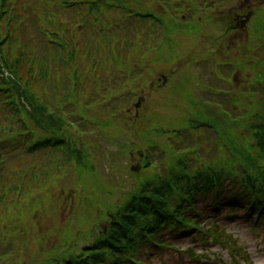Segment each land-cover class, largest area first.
<instances>
[{
    "label": "rangeland",
    "instance_id": "rangeland-1",
    "mask_svg": "<svg viewBox=\"0 0 264 264\" xmlns=\"http://www.w3.org/2000/svg\"><path fill=\"white\" fill-rule=\"evenodd\" d=\"M254 0H245L247 2V6L251 4V2ZM9 3L11 4H16V2L10 1ZM149 4V6H148ZM146 5V10L151 12L152 14L154 13V10L152 9V3L149 2ZM242 4V3H241ZM117 5V4H116ZM143 3L140 5H134V4H124L122 7L124 9H130L133 8L135 9L137 6L142 7ZM1 7V6H0ZM119 7V6H117ZM156 7V6H155ZM230 15L231 18L234 15V8L233 4L231 3L230 6ZM88 10H90V7H88ZM105 13H107L108 18L113 21H120L123 20L122 17L124 16V13L122 12V9L117 8V9H103ZM160 13L162 12L161 10H158ZM228 12V11H226ZM140 13H142L140 11ZM157 13V11H156ZM155 13V14H156ZM158 14V13H157ZM263 13L258 12L256 18L254 21L251 23V27L249 26L247 31H243V33L237 32L238 30L231 31V35H229L228 42L225 43L224 40H222L223 43L220 47L219 45L216 44L219 43L220 41V35L222 32L226 31L225 26H227V23L230 22V20L224 21L223 23L215 22V26L218 27L216 33V36L212 35L211 39L206 40V43H204V40L202 38H206L208 35V32L211 33L212 28L214 26H211V28L208 29V22H204V25L197 24V22H194L196 25H199L198 27L194 24H187V25H182L181 22L179 21L178 23H175L177 27H175L174 24H172L171 27H169L170 31H168V35L165 37H162L161 40L158 41L157 43V48L160 45H166L165 50L170 52V57L169 61L165 60V57H160V54L156 56L158 63L156 64L157 68L155 69L158 76L160 74H163L165 76L170 77V81L167 89L164 90L166 91V94L170 95L172 97V101L168 102L171 103V106L174 107L173 112H168L166 110H163V105L166 102L165 97H160V100L158 103L154 101V105L152 108L155 110L148 113L147 115H142L140 114L139 120H134V117L136 116L135 111L131 115V119H129V124H128V130L130 125H137L141 126L144 128L145 126H148L149 128V134L147 133V129H144V133H147L148 140L146 141L147 145L152 144L151 138H155L153 141L154 147L153 150H155V161L159 164V172L153 173V169H151L150 165L146 166V170L144 169L142 174H135V175H130L129 171L127 170V165L129 163V159H125L124 157H120L121 161L118 160L117 163L114 164V166H119L122 164L120 167V170L123 171L125 174V181L120 180V178L117 176L115 173V170H110L108 167H106L104 164H100L96 162L94 164V161H96L95 157H92V159L88 160V157L83 159V164L81 168L85 167L88 172L87 173H81L80 177V192L82 193L84 197H92L91 191L92 189H98V192L100 194L96 195L95 199H92L89 204L86 206L85 210V215L89 218V221L91 220L92 223H90L91 228L90 230H86L84 227V223L80 218H85V217H79L78 211L81 209L80 206L72 204V200L66 201L64 204L61 202L60 204L54 205L52 207L51 211V216H53V221L56 227L60 226L61 227V232L62 234L64 233V236L66 237L65 239L62 240L58 238L57 242L55 241V246H53V238L49 242L47 247H44L43 249L45 250L46 254L45 256L42 255L41 258L44 257L46 259L45 264H63V259L65 261L69 259L70 256H75L76 258L80 259L83 255L84 257H87L86 255L89 251H85L87 246H91V241L95 238V236H103V232H107L110 227H113V229L117 228L118 224V218L120 212H122V209L130 203L132 200V197L134 195H142L143 192H145V186L146 183L150 182L148 178L145 176L149 177L150 179H155L158 178L160 179L159 174H162V176L169 175L172 176L173 173H170L168 170L170 169V166H174L172 171H177L179 172V164L175 163L174 161L170 159L168 149L166 146L167 145V140L169 139L170 136H164L161 138L160 135H154L151 136L153 133V129L158 128L160 132H162V129L164 128L169 134L172 133V130L176 131L177 134L183 132V126L185 125H194L196 121L204 122V121H212L214 124L218 120L223 124L224 131H219V133L222 134V136H217V134H214V132H204V129L200 132L194 130L193 132H185L181 138L183 139H178L176 146H178L179 150L178 155L182 153V151L187 150L184 152V156L192 159V157H195V154L192 152L195 150H200V154L203 155L198 156L195 158L200 159L202 163L210 162L217 163L218 166L221 165V162H223V159H227L229 156V150L231 152V149L235 151L237 156L242 157V152L244 151V148H246L248 151H252V146L254 145L255 147V142L253 138V132L249 130L247 132L245 129H242L240 126L237 127H229L227 120H230L228 117H224L223 114L217 112V111H212L208 108L202 109L203 106H201L198 102V96L200 95H205V91H202L200 87L194 86V84L198 83L201 84L200 80H203V82L209 83L211 80L214 79L212 75L213 68L214 66L208 65L204 60L198 59V55L201 54H206L209 55L210 58L214 57L217 58L220 63H223L224 61H231L235 62L236 66H229V67H223L222 68V75L218 78L216 82H214V86H217L222 89H227V90H236V85H239V87H245V86H250L251 83V78H253L257 73L258 70L260 69L258 65H255L258 63L257 61H252L249 56H246V53H249V55L252 56H257L260 57V60L264 58V25L262 24L263 21ZM198 17L194 21H198ZM213 21V20H211ZM210 21V23H211ZM64 22V21H63ZM139 25L140 22L135 21ZM143 23V21H141ZM182 27H179V26ZM221 25V28H219ZM167 26V24H166ZM143 26H138L139 29H142ZM179 28H182L180 32L182 33V36H178L179 32H176L175 30ZM159 28L158 32H160L161 29H163L162 25ZM172 29V30H171ZM137 31V29H135ZM134 30V32H135ZM132 34V33H131ZM165 34V32H164ZM12 35V33H11ZM121 38H125V36L119 35ZM143 35L138 37H132L130 41H135L138 39H143ZM201 40V43L198 44L197 42ZM10 45L15 49L16 46H13L12 43L7 41L5 44V49L9 48ZM223 47H226L225 49H222ZM261 46V48H260ZM214 48L213 51L209 54L206 53V51L210 50L211 48ZM193 49H198L197 54H193L192 51ZM247 50V51H246ZM222 51V52H221ZM132 52V51H131ZM168 52V53H169ZM248 55V54H247ZM16 58L20 60L22 64H26L25 58H22L19 56V51L16 52ZM167 57V56H166ZM250 61V65L252 67L250 73L245 72V67L246 64ZM255 63V64H254ZM186 64V65H185ZM191 65V67L189 66ZM199 70V72L202 71L200 76V80H197L196 73L194 68ZM29 70L30 74L34 77V81L41 83L43 72L42 70L38 71L32 66L31 63H29ZM49 68L47 66H44L45 71L48 74V78L43 76L45 79L47 78V90L46 94L51 100V104L53 105L55 103V98H53V92L55 90V83H56V78L53 76L54 71L57 72L58 68H60V72L66 69L65 65H57L55 64V61L52 62L50 65L49 61ZM169 67L167 70H165ZM183 70L182 74H175L172 77V70ZM214 72L216 76H218V72L216 69H214ZM160 73V74H159ZM170 75V76H169ZM20 76H22L20 74ZM24 77V76H23ZM250 77V78H248ZM158 78V77H157ZM261 79V78H260ZM197 80V81H196ZM193 83V84H192ZM192 84V88H188ZM257 84V83H256ZM256 84H253L255 86ZM36 92H37V87ZM63 89V87H61ZM180 88V89H178ZM39 90V92H42ZM190 90V91H189ZM163 91V92H164ZM188 91L190 94L188 95ZM237 91V90H236ZM208 98L211 97L210 94H206ZM177 96H180L181 98H178ZM259 96L256 98L258 99ZM34 101L35 98L31 96V98ZM227 100V95L225 96H220L219 95V101H222L224 103H228ZM237 105H241L244 107L246 105L247 108H251L252 106V101L246 100V102L241 103L239 101H236ZM63 105V104H61ZM207 107V106H205ZM212 109V108H211ZM255 110H261L260 109H255ZM52 112V111H51ZM231 122V121H229ZM145 124V126H144ZM226 127H225V125ZM75 132V131H74ZM250 133V135H249ZM176 135V134H174ZM224 135V136H223ZM217 137L216 141H219L220 144L225 145V147H228L229 150H220V149H215L214 147H209L207 145L210 140H214ZM226 138L232 139L230 142L234 145L231 146L229 144H225L223 140H226ZM185 139V140H184ZM223 139V140H222ZM133 140L128 141L126 139V145L130 144ZM195 142H199L200 145L195 144ZM237 144V148L235 147ZM140 146V145H139ZM138 146V147H139ZM203 147V150L201 149ZM191 149V150H188ZM206 149L213 150L212 151V156L209 158L204 154ZM116 150V149H115ZM243 150V151H242ZM114 151V150H112ZM204 151V152H203ZM113 153H117V150ZM174 156L177 155L176 152H173ZM140 154V153H139ZM141 155V154H140ZM257 157V156H256ZM255 156L252 158L255 160ZM56 160H57V154L49 160H44L42 162H36V165L34 167H29L26 169H23L22 172H18L15 176H10L7 180V184L13 186V191L9 192V197L11 201H9V206L8 208L5 206V201H0V236H2V229H9L11 227V223L15 221V217H17L18 222L16 224L22 223L24 224V221L26 220L25 224H28L32 217H30V214L33 216L32 212L33 209L35 210V204L33 203L37 195L49 197L48 199H55V196L57 194L60 195L62 193L61 189L64 187H71V180L67 177L65 180L61 177L63 174L60 169L64 168L66 169L67 165H58L57 168L55 167L56 165ZM192 160L191 163H195ZM90 161V164H89ZM143 161L140 162V164ZM178 162V161H176ZM263 163L262 161H260ZM190 163V164H191ZM224 163V162H223ZM208 164V163H206ZM204 164V165H206ZM208 164V165H210ZM90 165L96 167H100L99 169L96 168V172L90 168ZM198 166V165H197ZM103 167V168H102ZM54 169V170H53ZM114 169V168H113ZM164 172V173H162ZM167 172V173H166ZM177 174V173H176ZM175 174V175H176ZM155 176V178H153ZM118 177V179H117ZM3 180V179H2ZM123 181L126 183L125 187H118L120 184V181ZM165 180V179H164ZM160 179V181H164ZM24 181V186L25 187L22 191L21 194H19L17 197L13 196L15 191L19 187H22L21 184H23ZM159 183V182H158ZM94 186V187H93ZM83 189L88 190L89 194L85 193L82 191ZM137 189V191H136ZM140 190V191H139ZM17 200V202L15 201ZM131 200V201H130ZM76 201V199L74 200ZM84 201V198H81L80 203ZM18 204V206H17ZM137 204V203H136ZM96 205V218L98 219L95 221L93 217V208ZM115 214H113V213ZM107 213L110 215L111 219L108 221H105L104 217ZM105 215V216H104ZM104 216V217H103ZM127 217V215H126ZM51 219H45L43 220L44 225H49ZM99 222V224L97 223ZM97 223V224H96ZM31 223L28 227H26V231L28 232L29 236L31 239H35L33 232L35 231L34 227H32ZM37 224V223H36ZM104 225L103 229L102 226ZM24 227V226H23ZM237 227V229H236ZM229 232H237L239 231L241 236L238 237V234L236 235L239 240H242V242H239L240 245H243L246 247L247 251H249L252 254V257H254V260L257 261L259 264H264V249H260V251L257 250L256 244L259 243L257 240L250 239V237L245 233L246 228L243 226V224H238L235 226H230V229H228ZM237 230V231H236ZM24 231L23 229L21 231H18L17 235L22 234ZM60 235V234H59ZM95 235V236H94ZM16 236V235H15ZM37 246L35 243L31 244V249L33 251H36ZM14 249L15 247L10 244L9 245V250L12 252V257L10 259L11 263L10 264H19V261H17V254L14 255ZM68 256V258H67ZM71 258V257H70ZM72 259V258H71Z\"/></svg>",
    "mask_w": 264,
    "mask_h": 264
},
{
    "label": "trees",
    "instance_id": "trees-1",
    "mask_svg": "<svg viewBox=\"0 0 264 264\" xmlns=\"http://www.w3.org/2000/svg\"><path fill=\"white\" fill-rule=\"evenodd\" d=\"M9 1L16 2V4H11ZM21 1L23 4L20 0H0V36L6 33L3 29L11 28V30H14V26L17 25L22 29L23 34L26 36L30 35L32 41L29 50V63H31L34 52L36 54L51 52L60 59L63 55L65 56L64 51H68L67 53L71 56L75 33L73 31L70 32L72 27L70 28V25L65 21L69 17L72 6L82 2L83 4H92L94 10L99 5H102V2L105 0H59L56 5H53V0H43V2L39 0ZM96 1H100V3ZM52 5L55 8L63 5V9L59 11V15H52L45 10L47 9L46 7H51ZM63 17L66 19H63ZM70 35L71 39L69 37ZM5 43L6 39L2 38L0 41L3 48L1 50V57L2 61L4 60L3 67L7 70L10 69L11 77L8 78L9 81L4 79L0 84V152L2 151L3 154L8 155L17 154V157L20 158L15 162L17 167L16 174L22 172L24 166L29 167L31 164V155L47 149L57 154L56 161L58 165L64 164L69 167L81 164L82 166L83 159L86 156L76 148L74 140L76 137L73 134L69 122V119L71 120L70 115L64 118L61 115H52L44 106H41V103L36 98V84L32 83L33 77L30 74V70L25 77L20 76L21 71L16 67L13 59L7 57L8 52L6 53L4 50ZM59 48H61L59 53L62 51L63 55L58 53ZM136 51L135 55L137 56L139 55L138 49ZM142 51L144 53L146 52L145 50ZM73 59L74 57L68 58V69L62 72L61 76L66 78L72 77L70 83L73 82L74 78L75 82H80V86L83 87L84 83L88 80V75H86L87 71L84 70L82 73L75 72L76 68L74 66L76 64H72ZM105 61V65L109 68H116L117 66L123 67V62L125 64L127 63L125 60L120 62L114 55L106 58ZM102 62L103 60L101 58L97 61V63ZM0 69L2 68L0 67ZM72 70L75 71L72 73ZM91 83L95 85L97 81L92 80ZM75 87L73 85L66 90L65 103L68 108L72 109L73 114L79 113L80 110L81 113H84L88 106L81 107V102L75 99ZM84 91L85 87L83 90H79L78 93H83ZM31 96L36 101L33 102L30 99ZM25 101L30 102L29 107L24 106ZM257 108H261L260 104L253 105L247 110L239 108L244 114L245 119L247 117L250 119L247 121L244 120L246 124H255L257 122L252 130L254 132L253 138L256 143V148L253 145L251 152L246 148H244V151L242 150L244 157L236 163L239 165V172H235L234 174L236 175L234 177H228L223 172L221 173L219 166L217 168L211 166L205 168V170H209L206 173L196 171L192 176L191 174L186 175L184 172L178 173L173 178V188H175V184L177 183L180 184L185 181L189 183L185 184L187 185L186 187L179 188L175 192V195L181 191H190L183 194V197L186 198L196 187L213 186L225 181L228 182L229 180L239 183L241 180L244 182L243 184H249V186L255 188L258 195L264 198V124L260 125V122L264 123V110H255ZM29 109L32 111L30 112ZM199 123L201 122L197 121L195 124ZM205 124L214 127L209 122ZM44 131L47 135L51 132V139L43 135ZM38 138H41L42 141L37 142ZM223 141L225 144H229L231 140L226 138ZM235 147H238L237 144ZM25 155H29V158L23 163L22 160ZM253 156H257L255 160L252 158ZM4 159L6 160L5 157ZM60 170L63 171L66 169L61 168ZM153 185L154 189L150 188ZM155 185L156 183L154 181L146 183L145 192L142 195L135 196L136 198L132 200V203L122 211L127 214V217L124 216L125 218L120 220L121 223H118L117 228L113 229L112 236H109V238L101 237V239L94 243L92 252L101 251V253L103 252L102 256H98L97 254L87 256L81 260H77V263L73 261V264H102L107 258L104 255L106 251L114 257V264H131L132 257L129 256L131 243L139 241V245H141L146 237H154L161 228L174 226V221L176 220L174 218L179 215L180 207L171 205V186L166 187L167 192H170V199L166 196V200H164V195H161L159 188ZM24 188L21 187L19 193H22Z\"/></svg>",
    "mask_w": 264,
    "mask_h": 264
}]
</instances>
